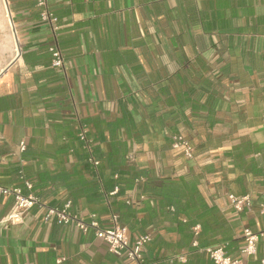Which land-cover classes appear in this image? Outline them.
<instances>
[{
    "label": "crops",
    "instance_id": "crops-1",
    "mask_svg": "<svg viewBox=\"0 0 264 264\" xmlns=\"http://www.w3.org/2000/svg\"><path fill=\"white\" fill-rule=\"evenodd\" d=\"M7 2L9 28L0 39L12 34L16 51L12 58L0 52V186L32 192L43 206L0 224V264H57L59 256L62 264H129L94 230L45 222L46 206L69 200L82 218L95 213L109 226L116 212L122 224H135L132 238L151 233L149 260L211 264L192 246L194 227L180 230L174 210L163 213L149 196L137 203L141 193L122 173L130 166L152 182L192 177L228 227V254L260 264L264 240L246 257L243 229H264V214L257 206L237 212L227 193L263 199L264 0H50L55 34L36 0ZM53 44L63 69L51 64ZM80 124L100 160L97 168L89 162L91 170L81 156ZM178 133L194 146L193 159L172 147ZM113 185L118 193L107 196ZM127 199L139 209L125 219ZM12 205L11 195L0 194V221Z\"/></svg>",
    "mask_w": 264,
    "mask_h": 264
},
{
    "label": "built area",
    "instance_id": "built-area-1",
    "mask_svg": "<svg viewBox=\"0 0 264 264\" xmlns=\"http://www.w3.org/2000/svg\"><path fill=\"white\" fill-rule=\"evenodd\" d=\"M36 7L39 11V16L42 21L48 23L51 32L55 34L59 29L58 18L53 12L50 5V0H36ZM52 55V66L57 69L64 67V55L57 44H53L49 48ZM78 138L83 144V148L88 152V161L97 168L100 160L95 156L92 139L89 137L88 130L85 125L80 124ZM172 147L183 152L186 159L194 158V146L183 134L173 135ZM20 148L25 150L26 145L21 142ZM141 180H144L141 177ZM24 186L27 190H32L31 181L24 179ZM119 191L116 186L110 191L107 196L115 195ZM1 195H11L13 197V205L8 215L0 221V224L19 223L23 221V217L27 211L36 205L43 206L41 199L32 192L25 193L21 187L0 186ZM144 198L141 194L137 203ZM227 198L237 212H242L245 209H252L255 206L264 214V191L262 192V201L257 204L254 197L250 194L238 195L233 192L227 193ZM134 201L127 199V204H132ZM72 202L67 201L63 207L46 206L44 215L45 222H49L52 218H56L61 223L68 225L74 224L83 233L90 229L94 230L95 235L102 239L107 245L110 252L118 257H121L129 262V264H157V262H147L144 258V247L152 240L151 233H141L139 236L132 238L129 235V229L126 225L120 222V217L116 212H112L109 219V226H103L97 219V214L91 213L88 218H82L70 211ZM171 210H174L171 207ZM194 240L192 246L208 254L211 264H245L242 259L236 258L228 254L226 243H217L213 245H204L199 242L197 236L200 232V225L193 228ZM244 245L242 253L248 257H255L258 253V244L264 240V229L254 230L250 227L243 229ZM180 259H184L180 256ZM66 260L65 256H59L56 260L57 264H62ZM260 264H264V255L260 259Z\"/></svg>",
    "mask_w": 264,
    "mask_h": 264
},
{
    "label": "trees",
    "instance_id": "trees-1",
    "mask_svg": "<svg viewBox=\"0 0 264 264\" xmlns=\"http://www.w3.org/2000/svg\"><path fill=\"white\" fill-rule=\"evenodd\" d=\"M80 147L82 153L81 156H83L86 160L85 168L91 170L92 165L88 161V152L83 148L82 143L80 144ZM115 166L116 164L112 160V170H117ZM122 173L125 176L126 184L132 185L137 188L140 193L144 195V197L149 196L150 198L158 199L160 201V207L163 213H168L169 207H173L175 221L178 223L180 230L185 229L191 231L192 228L197 224L200 225L201 230L197 236V239L201 244L213 245L220 242H225L229 239V234L227 232L228 227L226 226V224L222 223L217 209L207 203L206 199L201 194L197 183L192 177H189L186 174H181L174 178H164L160 181L152 182L145 177V171L133 166L124 169ZM141 177H145L146 180H141ZM103 186L104 185L102 184V187ZM112 188H114V185L112 186ZM106 192L108 194L110 191ZM122 192L123 186L120 188L119 194H121ZM135 205L136 204L134 203L127 204L125 202L123 206H121V209L127 210L125 212H123V210H120L122 212V216H124L125 219L135 215L137 209H139L137 208L139 207V205ZM180 214H184L186 216V221L179 218ZM121 219L120 222L123 221V219ZM123 225H125V223ZM126 226L131 229L135 226V224H126ZM144 258L147 262L154 261L159 264L158 260L155 258L153 260H149L145 256Z\"/></svg>",
    "mask_w": 264,
    "mask_h": 264
},
{
    "label": "bare ground",
    "instance_id": "bare-ground-1",
    "mask_svg": "<svg viewBox=\"0 0 264 264\" xmlns=\"http://www.w3.org/2000/svg\"><path fill=\"white\" fill-rule=\"evenodd\" d=\"M5 3H4V0H0V16L2 14V18L0 19V31L9 28V25L7 23L8 22V19H7L8 17H7V9L5 7ZM14 42L15 41H13L12 34L5 35L2 40L0 39V52H1V54L3 56H7L6 54H9V58L10 57L11 58L14 57L15 51H16V46H15Z\"/></svg>",
    "mask_w": 264,
    "mask_h": 264
},
{
    "label": "water",
    "instance_id": "water-1",
    "mask_svg": "<svg viewBox=\"0 0 264 264\" xmlns=\"http://www.w3.org/2000/svg\"><path fill=\"white\" fill-rule=\"evenodd\" d=\"M5 2H6V7H7V9H8V14H9L8 2H7V0H5ZM9 19H10V21H11V23H12V20H11L10 17H9ZM12 26H13V23H12ZM14 32H15V31H14Z\"/></svg>",
    "mask_w": 264,
    "mask_h": 264
},
{
    "label": "rangeland",
    "instance_id": "rangeland-1",
    "mask_svg": "<svg viewBox=\"0 0 264 264\" xmlns=\"http://www.w3.org/2000/svg\"><path fill=\"white\" fill-rule=\"evenodd\" d=\"M2 18V14H1V16H0V19ZM0 38H2V36H1V33H0Z\"/></svg>",
    "mask_w": 264,
    "mask_h": 264
}]
</instances>
